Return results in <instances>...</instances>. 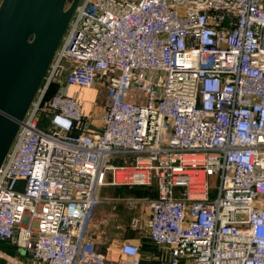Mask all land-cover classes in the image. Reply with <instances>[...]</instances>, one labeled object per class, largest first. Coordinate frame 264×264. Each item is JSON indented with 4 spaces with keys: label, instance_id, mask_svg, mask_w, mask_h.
Returning <instances> with one entry per match:
<instances>
[{
    "label": "built area",
    "instance_id": "obj_1",
    "mask_svg": "<svg viewBox=\"0 0 264 264\" xmlns=\"http://www.w3.org/2000/svg\"><path fill=\"white\" fill-rule=\"evenodd\" d=\"M98 84L109 104L90 132L70 89ZM103 202L147 207L159 264H264V0L80 1L0 168V240L33 264H105L85 252ZM120 243L115 264H143Z\"/></svg>",
    "mask_w": 264,
    "mask_h": 264
},
{
    "label": "water",
    "instance_id": "obj_2",
    "mask_svg": "<svg viewBox=\"0 0 264 264\" xmlns=\"http://www.w3.org/2000/svg\"><path fill=\"white\" fill-rule=\"evenodd\" d=\"M3 0L0 7V168L81 0Z\"/></svg>",
    "mask_w": 264,
    "mask_h": 264
},
{
    "label": "rangeland",
    "instance_id": "obj_3",
    "mask_svg": "<svg viewBox=\"0 0 264 264\" xmlns=\"http://www.w3.org/2000/svg\"><path fill=\"white\" fill-rule=\"evenodd\" d=\"M71 4L69 0L67 6ZM68 67L69 64L65 63ZM67 73V70H66ZM107 86L104 84L102 88L96 91L94 97L87 98L85 100L79 98V102L82 105H87L89 109H93L94 105L106 108L108 103L107 99ZM135 99L142 104H146L147 97L145 94L135 95ZM85 103V104H84ZM40 128L44 131H49V123L46 120H42ZM121 159L117 160L120 162ZM210 186L212 189L211 198L216 197L218 191V181L215 178L210 180ZM17 190H23V183H19ZM156 192L155 187H136L133 189L127 187H104L101 192L102 199H114V198H151V194ZM140 193L139 195L137 194ZM142 195V197L140 196ZM155 196V195H154ZM98 213L95 216L96 225L99 224L101 230H103V235L100 241L104 246H109L115 248L116 244H119V239L126 236L140 238L142 232L145 231V222L148 214L147 207L145 209L139 208L137 210H130L125 205L119 204L115 205L113 203L103 202L99 205ZM134 217H141L137 229L132 228L131 221ZM142 225V227L140 226Z\"/></svg>",
    "mask_w": 264,
    "mask_h": 264
},
{
    "label": "crops",
    "instance_id": "obj_4",
    "mask_svg": "<svg viewBox=\"0 0 264 264\" xmlns=\"http://www.w3.org/2000/svg\"><path fill=\"white\" fill-rule=\"evenodd\" d=\"M102 88V84H98L92 88H78L72 87L70 89V95L77 97V99H87L94 97L96 91ZM108 99V98H107ZM85 104V103H84ZM109 104V101L107 105ZM106 108H102L101 106H94L93 109H89L87 105L82 104V110L84 114L92 116V121L90 123V132H94L95 130H101L103 127L102 118L107 111ZM102 190L100 191L101 195ZM138 193V192H137ZM156 192L154 191L151 196L155 197ZM142 197V195H140ZM101 197V196H100ZM102 198V197H101ZM105 199H107L105 197ZM99 206L96 208L93 216V220L90 227V238L95 243V248L89 246L85 248V252L88 254H92L95 261H99L105 264H115L119 259H121V254L119 253V245L121 241H128L134 244H139L142 246L141 250V258L143 264H159V258L163 254V252L151 244L145 236L141 238H134L126 236L124 238L119 239V244H116L115 248H111L109 246H104L100 241L101 236L103 235V230L101 227L96 225L95 216L98 213ZM148 216V215H147ZM147 221V218H146ZM15 259L18 264H33L31 259V255L28 249L20 248L15 244L6 243L0 240V264H12V260Z\"/></svg>",
    "mask_w": 264,
    "mask_h": 264
},
{
    "label": "trees",
    "instance_id": "obj_5",
    "mask_svg": "<svg viewBox=\"0 0 264 264\" xmlns=\"http://www.w3.org/2000/svg\"><path fill=\"white\" fill-rule=\"evenodd\" d=\"M69 2V1H68ZM71 2H72V0H71ZM56 87L55 86H51L50 87V89H49V91H48V94H47V97L46 98H49V97H51V95L55 92V89ZM138 195L140 194V193H137Z\"/></svg>",
    "mask_w": 264,
    "mask_h": 264
}]
</instances>
